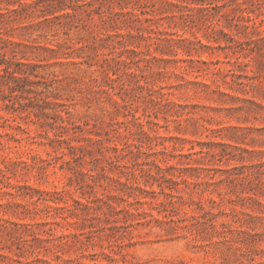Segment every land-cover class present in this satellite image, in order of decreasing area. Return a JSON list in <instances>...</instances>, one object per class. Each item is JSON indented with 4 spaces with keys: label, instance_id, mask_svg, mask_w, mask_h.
I'll return each mask as SVG.
<instances>
[{
    "label": "clouds",
    "instance_id": "obj_1",
    "mask_svg": "<svg viewBox=\"0 0 264 264\" xmlns=\"http://www.w3.org/2000/svg\"><path fill=\"white\" fill-rule=\"evenodd\" d=\"M0 264H264V0H0Z\"/></svg>",
    "mask_w": 264,
    "mask_h": 264
}]
</instances>
